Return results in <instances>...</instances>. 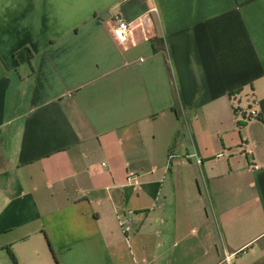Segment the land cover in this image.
I'll list each match as a JSON object with an SVG mask.
<instances>
[{"label": "crops", "instance_id": "1", "mask_svg": "<svg viewBox=\"0 0 264 264\" xmlns=\"http://www.w3.org/2000/svg\"><path fill=\"white\" fill-rule=\"evenodd\" d=\"M54 257L264 264V0H0V264Z\"/></svg>", "mask_w": 264, "mask_h": 264}, {"label": "built area", "instance_id": "2", "mask_svg": "<svg viewBox=\"0 0 264 264\" xmlns=\"http://www.w3.org/2000/svg\"><path fill=\"white\" fill-rule=\"evenodd\" d=\"M114 25L112 28V33L114 37L117 39V41L121 44H124L127 40V35L129 33V26L127 23H125L121 18L116 16L114 18ZM237 116L241 118L242 120H248L252 118H258L259 115L254 110H246V109H238L236 110ZM197 163H200V160H197ZM251 168L258 169L257 165H253ZM131 211L125 212L123 217L119 219V225L123 232H128L131 226Z\"/></svg>", "mask_w": 264, "mask_h": 264}, {"label": "trees", "instance_id": "3", "mask_svg": "<svg viewBox=\"0 0 264 264\" xmlns=\"http://www.w3.org/2000/svg\"><path fill=\"white\" fill-rule=\"evenodd\" d=\"M15 59L17 62H24V61H29L30 59V53L28 49H23L20 52L15 54ZM54 262L55 264H58L57 259L54 257Z\"/></svg>", "mask_w": 264, "mask_h": 264}, {"label": "rangeland", "instance_id": "4", "mask_svg": "<svg viewBox=\"0 0 264 264\" xmlns=\"http://www.w3.org/2000/svg\"><path fill=\"white\" fill-rule=\"evenodd\" d=\"M244 109L248 110L249 111V108L248 107H244Z\"/></svg>", "mask_w": 264, "mask_h": 264}]
</instances>
